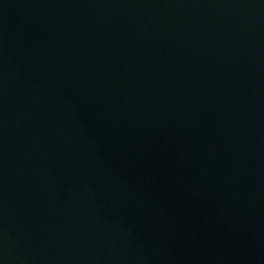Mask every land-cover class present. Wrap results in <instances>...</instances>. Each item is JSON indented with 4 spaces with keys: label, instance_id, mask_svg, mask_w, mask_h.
<instances>
[{
    "label": "water",
    "instance_id": "obj_1",
    "mask_svg": "<svg viewBox=\"0 0 264 264\" xmlns=\"http://www.w3.org/2000/svg\"><path fill=\"white\" fill-rule=\"evenodd\" d=\"M0 264H264V0H0Z\"/></svg>",
    "mask_w": 264,
    "mask_h": 264
}]
</instances>
